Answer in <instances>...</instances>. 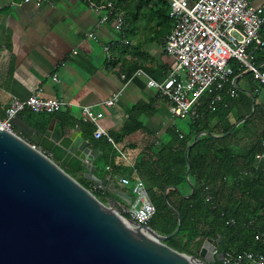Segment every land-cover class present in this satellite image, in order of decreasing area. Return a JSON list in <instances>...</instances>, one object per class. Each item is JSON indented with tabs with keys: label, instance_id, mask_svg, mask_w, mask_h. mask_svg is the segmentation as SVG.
<instances>
[{
	"label": "trees",
	"instance_id": "obj_1",
	"mask_svg": "<svg viewBox=\"0 0 264 264\" xmlns=\"http://www.w3.org/2000/svg\"><path fill=\"white\" fill-rule=\"evenodd\" d=\"M82 1L94 6L110 2L114 15L122 17L123 30L130 36L137 33V27L144 21H171L166 0H158L157 4H153L154 0ZM259 64L257 61L254 66L259 68ZM229 65L233 70L231 80L235 83H218L217 94L205 92L196 116L182 119H186L183 127L172 124L160 136H155L146 126L155 113L151 103L130 106L120 129L100 136H96L92 123L76 118L69 110L52 114L24 111L19 115L41 133L56 119L63 126L80 130L92 147L102 152L95 168L97 178L105 179L107 166L113 177L139 176L155 206V214L146 225L163 236L172 234L178 226L177 216L164 203L165 192L169 204L181 218L178 233L164 242L169 248L197 256L202 244L212 240L217 244L216 253L224 256L244 252L264 254V243L256 238L264 234V169L258 166L264 154V131L252 136L251 147L245 153L234 143L238 133L255 120L264 122V112L253 105L258 84L253 73L236 60H231ZM138 68V64L132 65L124 77L128 79ZM259 69L264 71V66ZM242 74L250 83L249 94L236 86ZM201 133L205 134L193 143ZM60 167L103 204L113 199L116 205H125L124 199L132 198L130 187L111 191L85 178L82 170ZM206 194L209 201L205 200ZM213 264L221 262L215 258Z\"/></svg>",
	"mask_w": 264,
	"mask_h": 264
},
{
	"label": "crops",
	"instance_id": "obj_2",
	"mask_svg": "<svg viewBox=\"0 0 264 264\" xmlns=\"http://www.w3.org/2000/svg\"><path fill=\"white\" fill-rule=\"evenodd\" d=\"M195 1L189 0V3ZM249 1L264 7V0ZM157 2L154 0L153 4ZM102 15L101 10L82 0H55L52 6L25 0H0V115L4 116L13 99L25 100L38 93L42 98L72 103L74 107L69 111L76 118H80V106H91L102 114L100 124L105 132H117L127 119L126 109L137 103L153 104L155 113L146 126L155 136L175 124L167 102L147 84L149 79L162 82L175 64L174 58L164 51V40L173 27L172 19L144 21L137 27V33L130 36L113 19L99 24ZM89 33L95 39L88 37ZM261 35L264 39V25ZM125 40L128 44H124ZM104 45L109 46V57L103 50ZM249 55L253 66L257 61L260 67L264 66V49L250 51ZM134 64L139 65L138 70L128 79L122 78ZM53 75L59 82L52 80ZM236 86L249 94L250 83L243 74L237 78ZM257 88L253 105L264 112V88L258 84ZM118 90L122 92L116 104L108 108L101 105ZM218 92L217 84L207 91L208 94ZM62 128L67 134L80 132L87 140L77 128L63 124ZM263 131L264 122L255 120L238 133L234 143L245 153L251 147L252 136ZM258 166L264 169V157L259 159ZM113 184L115 191L129 187L118 183V175ZM124 200L128 204L131 198Z\"/></svg>",
	"mask_w": 264,
	"mask_h": 264
},
{
	"label": "water",
	"instance_id": "obj_3",
	"mask_svg": "<svg viewBox=\"0 0 264 264\" xmlns=\"http://www.w3.org/2000/svg\"><path fill=\"white\" fill-rule=\"evenodd\" d=\"M13 131L0 130V264H213L216 242L205 241L197 256L165 245L176 230L163 236L147 225L122 217L110 199L101 203L60 166L115 191L94 168L101 153L80 132L67 134L52 120L41 133L17 115ZM59 126V131L55 132ZM201 133L195 136L193 143ZM48 153L50 156H48ZM188 180V171L186 173ZM177 191L178 189L175 188ZM192 194L191 192L189 195ZM188 197V196H186Z\"/></svg>",
	"mask_w": 264,
	"mask_h": 264
},
{
	"label": "built area",
	"instance_id": "obj_4",
	"mask_svg": "<svg viewBox=\"0 0 264 264\" xmlns=\"http://www.w3.org/2000/svg\"><path fill=\"white\" fill-rule=\"evenodd\" d=\"M166 1L173 27L164 40V51L174 58L175 64L162 82L149 79L147 84L154 87L159 96L167 102L169 114L173 119L196 116L200 98L215 84L235 83L231 80L233 74L229 65L231 60H236L248 68L258 85L264 88V71L250 63L249 55L250 49L254 51L264 49V39L261 35L264 7L254 6L249 0H196L192 4L189 0ZM25 2L52 6L55 0H25ZM89 6L103 12L99 24L113 17L121 30L123 19L120 15H114L110 2ZM87 36L95 39L93 33ZM123 42L128 44L127 40ZM103 50L109 57V46L104 45ZM52 80L59 82L56 75H53ZM257 91L258 88L255 89V92ZM121 92L122 90L114 92L101 105L106 108L113 106L118 102ZM72 107L74 105L68 101L42 98L38 93L25 100L13 99L5 109L4 116L0 118V130L12 132V118L24 111L52 114ZM212 109L214 110V107ZM79 113L84 121L96 127V136L106 135L100 124L102 118L100 112L95 111L91 106H80ZM263 157L264 154L260 159ZM105 171V179L108 183H113L115 177L111 174V168L107 166ZM118 183L129 186L132 193L128 204H117L118 214L138 224L146 225L155 214V206L149 199L143 180L137 175L132 179L118 176ZM205 200H210L208 194ZM256 238L264 243V234L257 235ZM212 254L218 255L216 250ZM220 262L221 264H264V254L244 252L223 256Z\"/></svg>",
	"mask_w": 264,
	"mask_h": 264
},
{
	"label": "rangeland",
	"instance_id": "obj_5",
	"mask_svg": "<svg viewBox=\"0 0 264 264\" xmlns=\"http://www.w3.org/2000/svg\"><path fill=\"white\" fill-rule=\"evenodd\" d=\"M173 122L179 126V127H183L185 122H186V119L185 120H182V119H174Z\"/></svg>",
	"mask_w": 264,
	"mask_h": 264
},
{
	"label": "bare ground",
	"instance_id": "obj_6",
	"mask_svg": "<svg viewBox=\"0 0 264 264\" xmlns=\"http://www.w3.org/2000/svg\"><path fill=\"white\" fill-rule=\"evenodd\" d=\"M261 70V69H260Z\"/></svg>",
	"mask_w": 264,
	"mask_h": 264
}]
</instances>
